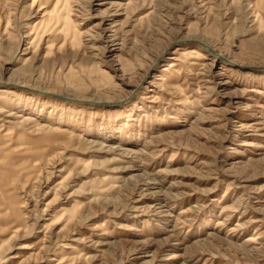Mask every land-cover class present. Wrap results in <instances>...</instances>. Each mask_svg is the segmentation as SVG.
<instances>
[{"label":"rangeland","instance_id":"obj_1","mask_svg":"<svg viewBox=\"0 0 264 264\" xmlns=\"http://www.w3.org/2000/svg\"><path fill=\"white\" fill-rule=\"evenodd\" d=\"M44 2L0 0V264H264V0H70L83 40L12 59Z\"/></svg>","mask_w":264,"mask_h":264},{"label":"bare ground","instance_id":"obj_2","mask_svg":"<svg viewBox=\"0 0 264 264\" xmlns=\"http://www.w3.org/2000/svg\"><path fill=\"white\" fill-rule=\"evenodd\" d=\"M49 1L50 0H45L44 3H48ZM52 1L54 3V6H56L58 4V2H59V0H52ZM69 2H70V0H63V5L61 4L60 5V9L58 8V10L60 12V15L57 16V20L56 19L53 20V21L47 20V18H45V14H43L42 17L40 18V20L38 22H36L34 24L27 25V28L28 29L26 30V32H24V33H26L24 36H22L23 35V32H21L20 30L19 31L17 30L18 33L20 34V38L21 39L19 40V44L16 46L15 50L13 51L12 59L15 58V56L19 53V51H21V49H22V47L24 45L26 46V48H24L22 50L25 51V54H27L29 52V49L32 50L33 44L35 45V47L37 49L40 46V43L42 41H44V40L46 41V43H48V46H49V44L51 43V40L48 37L51 34V32L54 31L55 29H59L60 32L61 31L66 32L67 31V34L68 35H67V39L66 40L70 41V43H73L74 44V42L76 40L82 41L83 40V37H84V34H86L87 32H81V30L78 28V25H77V19H75L73 21L70 20V17L74 13V10H73V6ZM133 2H134V0H111L110 5H111V7H113V9L118 8V10H123L124 11V16L126 17L125 19H129V11L128 10L130 9V10L133 11V9H134V6H133L134 3ZM108 3H105V4H108ZM259 13L257 12V14H255V18H254L253 21H257L258 18L259 19L261 18V15H259ZM118 14L120 15L122 13H115L114 15H118ZM0 19H1V17H0ZM118 20L119 19H113L112 22H110V23H115ZM106 21L107 20H104L103 21L104 22L103 24H105ZM119 24H120V22H119ZM7 27H9V26L6 25V27L4 28L3 32L2 31L0 32V44L1 45L7 39H9L10 36H11V33H10L9 30H7ZM199 39L201 41H203L202 40V37H200ZM28 44H29V46L27 47ZM209 45H211V44H209ZM48 46H47V48H48ZM212 48H213V51H215L214 53H218L219 54L220 59L227 58V60H229V61L231 60L232 62H237L236 60L229 59L227 56L223 55L222 52H220L219 50H217L215 47H212ZM240 64L243 65L242 63H240ZM176 75H177V72H171L168 75V77L170 79L169 82L172 83V81H174ZM106 76H108V71L105 68H99L98 71H97V74H96V80L99 79V78L100 79H105ZM0 83H2V82L0 81ZM9 83L12 84L15 88L18 87V88L23 89V90H28L29 92H32L34 94H42V95H44L45 93H49L50 92V91H48L49 89L47 90L45 87L37 86L35 84H30V83H27V82H20L19 80H16V79H13V78L12 79L10 78V80H8L5 84H9ZM165 84H166V82H165ZM165 84H161L160 85L161 88H159V90H158V91H160V93H161V90H164L165 89L163 87ZM180 88H181V86L175 85L172 88V90H176L174 92L177 93V91H181ZM137 92L138 91H136V92L133 91L132 94H137ZM174 92H170L171 95L172 94L174 95L175 94ZM160 93H158V94H160ZM188 98L189 97H186V101L181 102L179 104V106H181V105L184 106L185 104L186 105H189L191 103V101H189ZM164 99H166V96H164ZM10 102H12V101H10ZM4 108H6V107H3L2 110L3 111H7V110H4ZM181 110H183V109H181ZM184 112H185V110L181 111V113L176 114V119L178 117L180 118V114H182ZM19 117H25V116L20 114V115H18V118ZM24 120L25 121L26 120H29L32 123H34V126H33V127H35L34 129L41 130L43 128V127H39V128L36 127L38 125V123H36L38 121V119L36 117H34V118H31V117H29V118H23V121ZM3 126L4 125H2L0 127V132H2V130L4 131V130H10V129H12L11 128L12 127L11 124L10 125H5L4 129H2ZM18 126H19V124H18ZM0 140H1V137H0ZM3 143H4V141H1L0 142V149H1ZM26 143H27V141L22 142V141H20V139L19 140L17 139L18 146H16V149L18 150V153L21 152L22 155H24L26 157H31V156L33 157V156H35L36 155V153H35V149L36 148L35 147L38 146L37 143L33 144V146L28 145ZM38 154H41V152H39ZM23 160H25V159H23ZM5 163H7L6 166H5V168H4L6 170V172L4 173V176L6 178H12L11 176L14 173L17 174V172L23 170V167H22L21 163H17V161L14 160V158L9 159ZM36 166H37V164H36V162H34L31 167L32 168L34 167L33 169H36ZM10 207L13 209L12 210V213L14 215L19 214L18 210L15 207H13L12 205H10ZM15 220H17V219H15ZM6 222H8V221H6ZM6 222H4V223L1 224L2 228H4V224H6ZM18 226L19 225H16V228L13 230V233L14 234H16V233H18L20 231L21 228L18 227Z\"/></svg>","mask_w":264,"mask_h":264}]
</instances>
